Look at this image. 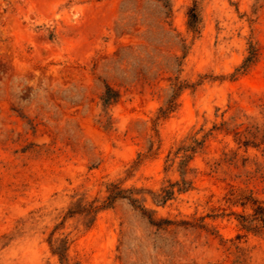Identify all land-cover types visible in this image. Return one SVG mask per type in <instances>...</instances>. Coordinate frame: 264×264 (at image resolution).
Masks as SVG:
<instances>
[{
    "label": "rangeland",
    "instance_id": "rangeland-1",
    "mask_svg": "<svg viewBox=\"0 0 264 264\" xmlns=\"http://www.w3.org/2000/svg\"><path fill=\"white\" fill-rule=\"evenodd\" d=\"M181 145L191 186L154 202ZM109 184L146 211L101 206ZM242 195L264 201V0H0V264H57L61 239L70 263L264 264Z\"/></svg>",
    "mask_w": 264,
    "mask_h": 264
},
{
    "label": "trees",
    "instance_id": "trees-1",
    "mask_svg": "<svg viewBox=\"0 0 264 264\" xmlns=\"http://www.w3.org/2000/svg\"><path fill=\"white\" fill-rule=\"evenodd\" d=\"M164 3L168 2V0H160ZM188 28L196 32L198 30L199 25V17L196 9V4L188 11ZM256 49L253 45H250L248 50V55L245 57L243 63L239 68L236 69V72H244L255 60H256ZM182 88V85L179 83H175L173 87V92L171 97L166 102L164 107H160L158 111V118H164L168 115L169 112L173 111L176 106V97L178 95V91ZM118 98V92L111 87L109 84L104 85V90L101 95L102 104L107 106L113 102H115ZM194 152V146L190 145H181L175 151V157L177 154H180V160L178 162V172L180 175V179L175 182H170L169 185L161 190L160 193H152V199L157 203H164L166 200L172 198L174 194V188L178 192H184L188 190L191 186L190 180H188L185 176L187 173V165L191 160V153ZM135 189H123L117 184H109L108 187V195L105 201L101 204L103 207L111 206L114 201L118 198L127 199L130 204L142 212L146 211V208L141 204V200L134 196ZM250 203L251 204V212L248 214H237L240 226L246 232H250L253 234H264V201H260L251 195H242L239 197V204L241 206ZM100 206L89 205L87 208L83 207L82 209L86 212H94ZM73 211L70 210L69 213ZM152 220V219H150ZM52 254L57 256L58 263L57 264H79V263H70L68 255H67V243L65 240L61 239L56 244L51 243L50 245ZM241 264V261L238 262Z\"/></svg>",
    "mask_w": 264,
    "mask_h": 264
}]
</instances>
